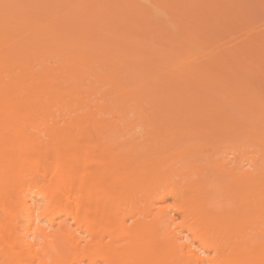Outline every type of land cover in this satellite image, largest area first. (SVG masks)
Returning <instances> with one entry per match:
<instances>
[{"label":"bare ground","instance_id":"1","mask_svg":"<svg viewBox=\"0 0 264 264\" xmlns=\"http://www.w3.org/2000/svg\"><path fill=\"white\" fill-rule=\"evenodd\" d=\"M236 1L0 0V264H264Z\"/></svg>","mask_w":264,"mask_h":264},{"label":"rangeland","instance_id":"2","mask_svg":"<svg viewBox=\"0 0 264 264\" xmlns=\"http://www.w3.org/2000/svg\"><path fill=\"white\" fill-rule=\"evenodd\" d=\"M256 1H257V3L260 2V0H254V1L253 0H238V1H236L235 2L236 6L233 7V9H232L233 12L230 11V12H232L230 17L229 18L227 17V19H225V22L223 23L224 26L222 29L211 31L210 30L211 28H208V30H210V31H206L207 26L205 27V25H209V23H208V21H205V24H203L204 22L202 23V25H204V27L202 29L205 31V33L202 29L201 30L203 31L204 35H209L208 32H212L216 36V39H218V40L215 39L216 42L218 41L217 42L218 44H216L215 41L212 42V44L215 45V48L210 47V49L212 48L216 51L217 50L219 51L220 49H219V46H217V45L221 44L220 45L221 51L223 50L222 48H225V50H226V48H228L227 51L228 50H237L240 54V57L244 53L245 54V55H243L244 58L241 57V59H239V62L242 63L244 65V67H242L241 70L237 71V73L241 74L242 75L241 77H243V79L245 78V79L249 80V82L262 85L261 86V88H262L263 84H264V58H263L264 57V51H260L261 45L259 46V44H257L254 47H251V46H249V44H247L248 43L247 40L251 37H255V36H263L264 37V12H262L259 9V4L256 8V6H255V5H257ZM238 3H239V5H237ZM241 3H242V5H241ZM260 4H262V3H260ZM216 5H218L216 10H219L222 7V9L220 11H223V7H224L223 2L218 1ZM220 5H222V6H220ZM262 6H263L262 8H264V5H262ZM243 8H245V13L241 11L242 13L239 12V14H241V15H239L238 11L240 9L242 10ZM248 11H249V13H247ZM216 14H214L212 16L217 18L215 16ZM248 14H249V16L251 15L250 16L251 18L247 16ZM202 25L200 26V28L202 27ZM258 43H260V42H258ZM258 46H259V48H258ZM208 47H206V50ZM224 51H223V53H224ZM259 53L262 54L263 57L259 56ZM243 60H246L247 62L243 61ZM247 63H249L248 67L246 66Z\"/></svg>","mask_w":264,"mask_h":264}]
</instances>
